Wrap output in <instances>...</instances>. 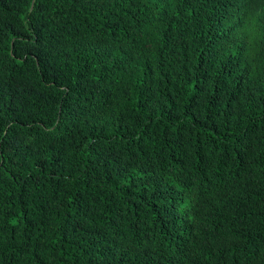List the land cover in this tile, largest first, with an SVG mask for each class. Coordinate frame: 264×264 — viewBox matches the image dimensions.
<instances>
[{"label": "trees", "instance_id": "1", "mask_svg": "<svg viewBox=\"0 0 264 264\" xmlns=\"http://www.w3.org/2000/svg\"><path fill=\"white\" fill-rule=\"evenodd\" d=\"M0 264H264V0H0Z\"/></svg>", "mask_w": 264, "mask_h": 264}]
</instances>
